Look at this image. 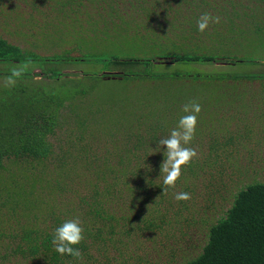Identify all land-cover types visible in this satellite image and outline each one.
<instances>
[{"label": "trees", "instance_id": "16d2710c", "mask_svg": "<svg viewBox=\"0 0 264 264\" xmlns=\"http://www.w3.org/2000/svg\"><path fill=\"white\" fill-rule=\"evenodd\" d=\"M77 1L96 5L68 0L58 14L52 0H0V264H264V180L238 187L222 213L214 197L230 169L233 175L245 170L239 183L230 176L236 187L256 171L229 155L240 146L253 154L264 143L255 115V105L264 109V70L222 69L193 78L165 70L179 62L264 64V31H164L159 43L180 52L123 57L87 48L96 43L92 31H46L66 23L65 14L87 13ZM245 1L256 13L251 18L264 22V0ZM187 2L207 6L201 14L218 12L210 0ZM193 33L209 48L195 46ZM82 61L100 71L56 70ZM13 69L21 75L7 86ZM110 87L136 96L123 99ZM191 101L202 107L188 145L198 157L164 195V156L153 149ZM59 132L68 139L57 145ZM180 192L191 199L177 201ZM76 218L84 229L75 246L82 260L52 245L55 229Z\"/></svg>", "mask_w": 264, "mask_h": 264}, {"label": "rangeland", "instance_id": "374dc122", "mask_svg": "<svg viewBox=\"0 0 264 264\" xmlns=\"http://www.w3.org/2000/svg\"><path fill=\"white\" fill-rule=\"evenodd\" d=\"M53 3L50 8L54 9L56 13L59 14L56 10L61 9L62 2L66 3L68 0H52ZM95 6H87L85 1L76 2L74 6L78 7V10H85L87 13H80L79 15H72L71 17L68 14L60 15L61 18L64 17V22L62 25L60 23L51 24V29H46V31H61V30H88L92 31V38L95 39L96 43L86 44L87 48L91 49L92 52H107V53H116L119 52L121 56L126 57L128 53L137 54L141 53L144 56H157V55H166L170 53L180 52L179 48L176 45H171V42L159 43L160 38L164 35V31H198L197 20L202 15L201 13L206 10L207 6H203L201 9L197 6H192L187 1L181 0L180 3L176 4L173 1L168 2L166 0L161 4L160 0H123L127 1L125 3H119L122 0H95ZM211 7L213 10L220 12L223 11V14H218V12L212 11L214 16H219L221 18L219 24H211L206 31H264V22L262 20L252 19L250 9H248V2L245 0H210ZM192 2V1H191ZM190 2V3H191ZM199 2V0H198ZM188 4V5H187ZM186 5V6H185ZM176 6V7H175ZM260 7V5H253ZM114 7V8H113ZM106 8L108 10H106ZM186 9V11L184 10ZM225 12L227 14H225ZM92 13V14H89ZM112 13V14H111ZM206 13V12H205ZM256 14V13H252ZM228 15V16H227ZM227 16V17H226ZM230 16V17H229ZM255 16V15H254ZM59 18V17H56ZM226 18V22H225ZM60 19V18H59ZM264 19V18H262ZM1 31V28H0ZM191 34V38L194 39V42L197 44V47H204L205 49L209 46L202 45L199 43L201 35L199 33ZM109 38L104 39L103 37L109 36ZM95 36V37H94ZM170 36H173L172 33ZM97 38H101L102 41H97ZM209 44L208 42H206ZM202 45V46H199ZM144 50H147L144 52ZM172 54V55H173ZM260 54L264 56V50L260 51ZM165 70H178L184 74L193 75L198 72H209L215 70L224 69L227 72H239V71H255L260 72L264 70V64L256 65L249 67L247 64L238 63L237 65H226L222 66L220 63L206 64V63H176L174 65L166 66ZM57 71L63 72H73V71H100L101 66L93 63H88L86 61L77 62V63H66V65L58 64L56 66ZM35 72L41 71L39 67L34 68ZM1 83L4 81L0 80ZM103 90H107L108 87L103 83ZM112 92L115 91L116 94L122 95L121 98L127 99L132 96H136L133 92H123L118 90L116 87H110ZM155 98H152L155 101ZM257 108L256 116L261 120L257 123L260 128V133L264 135V109L261 106L255 105ZM247 121V120H246ZM219 132L225 133L222 130ZM64 132H59L54 138L57 145L65 143L68 139ZM247 138H259L258 135L252 133H246ZM262 138V136L260 137ZM264 138V136H263ZM199 140V138H197ZM249 143V142H248ZM249 145V144H248ZM250 147V146H248ZM255 147V146H251ZM204 149L210 152L207 146H204ZM240 152L233 155H229L231 158L241 157L243 167H253L256 171H251V176L246 181L241 182L237 187L234 186L233 182L230 180V176L234 179H237L239 183L240 177H242L241 172L232 173V169L229 170L228 176L225 177L226 186L222 187L223 189L219 194H216L215 201L217 204V210L221 212V208H227L230 206V201L232 199V193L236 192L237 188L244 183H248L251 179L260 178L264 180V143L260 146H256L252 152L242 148L240 146ZM221 158H225V154L221 155ZM244 158V159H243ZM253 158L251 161L250 159ZM254 162L253 164H249ZM245 169V168H244ZM255 172L257 174H255ZM200 192H204V187L199 186ZM203 189V190H202ZM204 192V196H205ZM213 213V212H212ZM211 213V214H212ZM210 214V215H211Z\"/></svg>", "mask_w": 264, "mask_h": 264}, {"label": "clouds", "instance_id": "9594fccd", "mask_svg": "<svg viewBox=\"0 0 264 264\" xmlns=\"http://www.w3.org/2000/svg\"><path fill=\"white\" fill-rule=\"evenodd\" d=\"M221 18L211 13H203L197 20V28L200 33H205L211 24H219ZM21 72L13 69L12 74L7 78V86H14V77H19ZM202 111L201 105L191 101L182 106V115L170 134L158 141L153 153L162 152L164 160L161 163V176L163 177V193L167 195L168 190L174 189L182 175L183 167L189 165L198 153L194 148L188 147L195 137L198 123V115ZM177 201L191 199L189 193H175ZM84 229L79 218L64 221L53 233L52 245L60 255H70L77 260H82L81 251L75 247L84 240Z\"/></svg>", "mask_w": 264, "mask_h": 264}]
</instances>
